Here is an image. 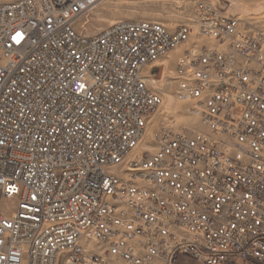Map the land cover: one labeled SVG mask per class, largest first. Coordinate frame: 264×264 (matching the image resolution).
Instances as JSON below:
<instances>
[{
    "label": "built area",
    "instance_id": "obj_1",
    "mask_svg": "<svg viewBox=\"0 0 264 264\" xmlns=\"http://www.w3.org/2000/svg\"><path fill=\"white\" fill-rule=\"evenodd\" d=\"M96 1H0V264H264V26L185 0L84 35ZM177 50L206 130L138 153Z\"/></svg>",
    "mask_w": 264,
    "mask_h": 264
},
{
    "label": "rangeland",
    "instance_id": "obj_2",
    "mask_svg": "<svg viewBox=\"0 0 264 264\" xmlns=\"http://www.w3.org/2000/svg\"><path fill=\"white\" fill-rule=\"evenodd\" d=\"M213 1L217 4L226 5L225 11L227 14L239 16L257 27L264 26V8L259 11L250 10L249 12L242 13L241 11L235 10L233 6L231 7L233 4L232 0ZM239 1L244 2L247 8L253 9L258 0ZM190 9L191 5L185 0H97L77 18L74 26L78 32L84 35L97 34L107 26L121 20L159 21L164 23L168 28L175 29L181 24L189 21ZM172 19L174 22H172ZM179 53L180 50L172 52L165 65H163L156 74L152 76L149 75L157 81H162L166 84L160 87V85L157 86V84H153L150 80H147L149 87L162 97L163 103L149 121L145 136L136 149L138 153L146 151L145 145L148 144L153 145L155 148L151 151H155L157 144L155 135L162 126L173 132L206 130V127L201 123L199 118L188 111L189 104L187 102L178 101L175 97L176 82L173 79V75L175 62ZM166 94H170L172 99L177 101H172V104H175L170 110H167ZM163 105H165V107ZM173 107L175 108L173 109ZM186 262L192 264L190 260Z\"/></svg>",
    "mask_w": 264,
    "mask_h": 264
},
{
    "label": "bare ground",
    "instance_id": "obj_3",
    "mask_svg": "<svg viewBox=\"0 0 264 264\" xmlns=\"http://www.w3.org/2000/svg\"><path fill=\"white\" fill-rule=\"evenodd\" d=\"M232 5H231V7L233 6V8H235V10H238V11H241L242 13H246V12H249L250 10H255V11H259V10H261L262 8H264V0H258V1H256V5L253 7V9H250V8H247L246 6H245V4H244V2H242V1H239V0H232ZM252 3V2H251ZM250 4V3H249ZM247 6H249V5H247ZM252 11V12H253ZM170 17V16H169ZM173 17V16H172ZM176 17V16H175ZM174 19V18H173ZM173 19H172V22H174L173 21ZM176 21V20H175ZM168 63V62H167ZM166 68V67H165ZM169 73V72H168ZM150 76H152V75H150ZM147 77V80H150L153 84L155 83V84H157V86L158 85H160V87H163L165 84H164V82H162V81H157L155 78H152V77ZM164 81V80H163ZM150 82V83H151ZM168 83V82H167ZM163 89V88H162ZM167 95V96H166ZM165 95V99H167L166 101H167V103H166V106H167V110L169 109L170 110V108L175 104L174 102V104H172V101L173 100H175V99H172V96L170 95V94H166ZM167 97V98H166ZM175 102H177L176 100H175ZM164 107H165V105H163ZM177 107H178V105H177ZM175 107H173V109H174ZM172 109V108H171ZM172 111V110H171ZM146 146V151H151V150H153L155 147L153 146V145H150V144H148V145H145ZM144 147V146H143Z\"/></svg>",
    "mask_w": 264,
    "mask_h": 264
},
{
    "label": "snow or ice",
    "instance_id": "obj_4",
    "mask_svg": "<svg viewBox=\"0 0 264 264\" xmlns=\"http://www.w3.org/2000/svg\"><path fill=\"white\" fill-rule=\"evenodd\" d=\"M18 36H19V34H18ZM17 42H19V40L17 39Z\"/></svg>",
    "mask_w": 264,
    "mask_h": 264
}]
</instances>
